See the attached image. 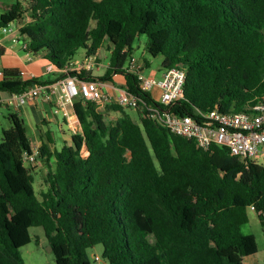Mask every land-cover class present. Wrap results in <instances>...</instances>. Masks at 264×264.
<instances>
[{
	"label": "trees",
	"instance_id": "trees-1",
	"mask_svg": "<svg viewBox=\"0 0 264 264\" xmlns=\"http://www.w3.org/2000/svg\"><path fill=\"white\" fill-rule=\"evenodd\" d=\"M25 13L31 21L19 35L29 55L61 72L106 46V73L81 78L120 77L142 109L137 120L112 101L106 109L118 115L108 121L78 98L80 131L71 145L40 148L48 184L42 198L25 161L33 152L26 126L9 113L0 142V264H25L21 248L31 243V228L43 229L56 264H91L87 251L98 245L109 264H245L256 255L255 236L242 228L254 207L264 233V164L171 133L151 117L153 101L129 65L144 35L149 55L163 57L162 72L186 73L174 114L246 112L264 102V0H19L1 26ZM36 83L52 82H0V107L4 94Z\"/></svg>",
	"mask_w": 264,
	"mask_h": 264
},
{
	"label": "built area",
	"instance_id": "built-area-1",
	"mask_svg": "<svg viewBox=\"0 0 264 264\" xmlns=\"http://www.w3.org/2000/svg\"><path fill=\"white\" fill-rule=\"evenodd\" d=\"M21 3L23 9L27 10L28 4L24 1ZM25 17L31 19L29 13H25ZM2 31L6 33L8 29L3 27ZM109 66L110 63L103 66L91 56L62 69L61 73L65 77L52 83L35 84L21 93L9 94L2 103L8 107L21 108L44 98L55 104V115L62 114L67 118L74 113L73 106L78 98L92 105L114 101L123 107L142 109L140 99L131 94L126 86L116 89L108 81L81 78L91 75L95 69H103L106 73ZM129 69L138 77L142 91L153 101L147 107L151 117L171 133L193 140L197 148L209 149L217 145L227 148L232 156L264 164V102H258L248 111L236 114L223 113L216 107L209 111L195 108L193 115H178L171 108L184 99L186 73L183 70L174 68L159 78L148 77L143 74V66L137 65L134 59ZM3 76L4 72L0 71V77ZM109 87L116 91L114 97L106 92ZM36 125L41 126L39 122ZM39 155L40 149L33 150L32 155L25 157L26 164L35 165ZM251 209L254 210V207ZM94 259L97 264L99 258Z\"/></svg>",
	"mask_w": 264,
	"mask_h": 264
},
{
	"label": "crops",
	"instance_id": "crops-1",
	"mask_svg": "<svg viewBox=\"0 0 264 264\" xmlns=\"http://www.w3.org/2000/svg\"><path fill=\"white\" fill-rule=\"evenodd\" d=\"M18 2L19 0H0V71L4 72V76L0 77V82L5 80L27 81L31 79H38L40 82H53L58 80L62 75L58 69L53 67L42 56H31L26 51V41L20 37L19 30L31 21L30 18L24 17L23 21L18 22L19 25L16 30H12L10 24L7 25L6 28L8 32L3 33L1 16L11 11ZM163 73L164 72H161L159 77H161ZM152 76L158 77L157 74ZM112 85L116 89H123L125 87V85L121 86L113 83ZM106 92L113 97L116 95V91L110 87L106 89ZM8 95L9 94L3 95L2 102ZM2 107L7 108L10 111L9 113H17L23 119L33 150L40 149L43 145H46L50 151L60 149L55 133L53 132V127L56 125L61 130L64 125L69 128L70 132L68 135L63 132L64 145L67 146H70L72 143V135L80 131V124L74 113L70 118L62 114L55 115V104L44 98H40L34 104L26 105L21 108L8 107L4 103ZM37 122H39L41 126L36 125ZM3 130L7 129H2V131ZM41 163L43 164L41 160H38L37 164L33 167L41 166ZM50 163L54 169V160H51ZM258 256L259 252L256 255L246 258L245 264H259Z\"/></svg>",
	"mask_w": 264,
	"mask_h": 264
},
{
	"label": "rangeland",
	"instance_id": "rangeland-1",
	"mask_svg": "<svg viewBox=\"0 0 264 264\" xmlns=\"http://www.w3.org/2000/svg\"><path fill=\"white\" fill-rule=\"evenodd\" d=\"M19 23L14 22L10 24V28L12 30H16ZM147 37L142 35L138 39H136L135 43L133 44V57L137 65H142L144 67L143 74L145 76H152L154 74L158 75V78L160 76V73L162 72V62L163 57H152L147 52ZM84 50H79L78 54V60L81 58L82 55H84ZM96 57H98V61L101 62L103 66H108L110 63V55L108 52V48L102 47L99 52L97 53ZM95 57V58H96ZM129 61L126 62V65L128 66ZM106 70V68H105ZM105 71L103 69L94 70L92 74L96 77L103 76ZM113 84L124 86L123 80L120 79V77L116 76L113 78L112 81ZM109 105V103H99L96 105V107L106 113V118L108 121H112L117 117V113L115 112H108L106 109V106ZM125 110L132 116L137 118V111L130 107H124ZM11 109V108H10ZM9 110L5 107H0V142L2 141V129H9L11 124L8 120ZM25 119V118H24ZM27 125V121H26ZM53 132L55 133V136L57 138V142L59 145V148H61L64 145V135L63 132H65L67 135L69 134L70 130L69 128L64 125L63 129L61 130L57 125L53 127ZM84 157L88 156V151L85 148L83 151ZM37 164V163H36ZM35 164V165H36ZM27 167L32 168L35 165H29L26 164ZM34 177H35V189L36 193L39 196V198H42V193H44L47 189V167L41 163V166L33 167ZM249 215V223L245 225L242 228V232L245 235H253L255 236L257 240L258 250H259V264H264V233L263 228L261 225V222L258 218V215L254 212V210L250 209L248 211ZM30 235L32 238V241L30 244L26 245L25 247L21 248V254L23 257V260L25 264H56L55 256L50 251L47 238L44 234V231L42 228H31L30 229ZM87 254L89 256V259L91 261V264H95L94 257H98L99 261L97 264H109V262L103 258V246L98 245L94 248H91L87 251Z\"/></svg>",
	"mask_w": 264,
	"mask_h": 264
},
{
	"label": "water",
	"instance_id": "water-1",
	"mask_svg": "<svg viewBox=\"0 0 264 264\" xmlns=\"http://www.w3.org/2000/svg\"><path fill=\"white\" fill-rule=\"evenodd\" d=\"M49 249H50V251L52 252V247H51V246H49Z\"/></svg>",
	"mask_w": 264,
	"mask_h": 264
}]
</instances>
